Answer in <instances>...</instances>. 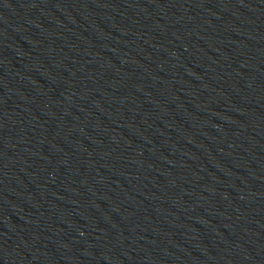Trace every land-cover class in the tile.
Segmentation results:
<instances>
[{
	"label": "water",
	"instance_id": "water-1",
	"mask_svg": "<svg viewBox=\"0 0 264 264\" xmlns=\"http://www.w3.org/2000/svg\"><path fill=\"white\" fill-rule=\"evenodd\" d=\"M0 264H264V0H0Z\"/></svg>",
	"mask_w": 264,
	"mask_h": 264
}]
</instances>
